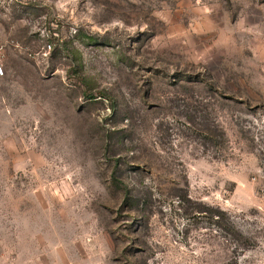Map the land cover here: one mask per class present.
Returning <instances> with one entry per match:
<instances>
[{
	"label": "rangeland",
	"instance_id": "374dc122",
	"mask_svg": "<svg viewBox=\"0 0 264 264\" xmlns=\"http://www.w3.org/2000/svg\"><path fill=\"white\" fill-rule=\"evenodd\" d=\"M0 40V264H264V0H0Z\"/></svg>",
	"mask_w": 264,
	"mask_h": 264
},
{
	"label": "built area",
	"instance_id": "2783aa9c",
	"mask_svg": "<svg viewBox=\"0 0 264 264\" xmlns=\"http://www.w3.org/2000/svg\"><path fill=\"white\" fill-rule=\"evenodd\" d=\"M3 55H4V46H3V44H2V42L0 40V77H2L3 73H4V71H3V62H2Z\"/></svg>",
	"mask_w": 264,
	"mask_h": 264
},
{
	"label": "trees",
	"instance_id": "16d2710c",
	"mask_svg": "<svg viewBox=\"0 0 264 264\" xmlns=\"http://www.w3.org/2000/svg\"><path fill=\"white\" fill-rule=\"evenodd\" d=\"M87 97H88V99H91V98H93L92 96H88V95H87Z\"/></svg>",
	"mask_w": 264,
	"mask_h": 264
}]
</instances>
